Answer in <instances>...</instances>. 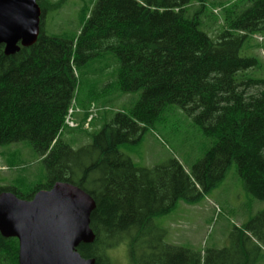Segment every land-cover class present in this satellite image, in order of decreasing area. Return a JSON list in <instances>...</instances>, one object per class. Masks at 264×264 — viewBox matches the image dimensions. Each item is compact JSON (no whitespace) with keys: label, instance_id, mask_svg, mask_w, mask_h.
Masks as SVG:
<instances>
[{"label":"trees","instance_id":"trees-1","mask_svg":"<svg viewBox=\"0 0 264 264\" xmlns=\"http://www.w3.org/2000/svg\"><path fill=\"white\" fill-rule=\"evenodd\" d=\"M37 4L36 43L13 55L0 45V146L29 144L45 173L35 182L20 172L10 185H0V193L30 200L65 182L89 194L95 238L76 250L96 264H113L107 253L123 244L128 264H226L219 258L223 251L201 256L165 243L167 232L154 220L179 201L197 203L232 163L247 192L264 203V78L254 76L261 69L256 57L240 55L250 36L264 34V0H225L218 3L219 17L207 10L209 0H97L68 39L43 32L50 5ZM208 18L214 25L222 20L214 34ZM96 58L106 61L100 69L89 66ZM90 75L104 82L85 81ZM139 91L129 113L103 110L90 122L91 128L100 124L98 130L83 129L91 104L110 107L112 97ZM72 102L82 110L74 129L64 123ZM168 106L180 108L216 140L188 172L175 158L137 167L118 149L139 142ZM80 137L88 140L77 145ZM236 232L237 244L251 242L250 233L264 246V210ZM240 250L238 262L229 264L249 263ZM0 264H18L16 238L0 234Z\"/></svg>","mask_w":264,"mask_h":264},{"label":"rangeland","instance_id":"rangeland-1","mask_svg":"<svg viewBox=\"0 0 264 264\" xmlns=\"http://www.w3.org/2000/svg\"><path fill=\"white\" fill-rule=\"evenodd\" d=\"M223 1L225 0H209L210 5L207 6V10L213 11L215 16L219 17L218 3ZM96 2L97 0H48L50 8L45 13L43 32L48 36L59 38L75 37ZM205 24L208 25V32L214 34L222 26V20L220 19L218 24L214 25L213 21L208 18ZM240 55L256 57L261 69L256 70L254 76L264 78V34L250 36L243 45ZM105 62L101 58H96L90 62L89 66L92 69H100ZM113 70L110 66L107 69L108 74ZM78 74L82 78V72L79 71ZM94 78V75L86 76L85 81L94 83V85L104 82L102 79L94 80ZM104 85L98 91L101 95H104ZM77 90L79 93L82 92L81 84ZM140 94L139 91L112 97L110 107L103 103L91 104L88 110L89 116L83 123V129L98 130L100 124L91 128L90 122L103 110H109L110 113L118 110L129 113ZM103 105L105 107H102ZM69 109L73 111L74 126L67 127L74 129L79 127L78 115L82 113V110L74 102L71 103ZM87 140L86 137H80L77 145ZM215 141L214 138L204 135L192 118L180 108L168 106L161 119L154 126L146 129L139 142L124 143L119 145L118 149L137 167L152 168L175 158L188 172L194 163L203 158L205 152L214 145ZM20 172L24 173L23 176L28 179L27 181L35 182L42 179L45 173L42 163L29 144L13 143L0 146V185H10L12 180L20 175ZM263 210L264 203L254 199L247 192L236 164L232 163L224 179L213 190L203 195L197 203L189 204L179 201L170 214L156 218L154 223L166 230L164 242L167 244L190 248L200 252L201 256H204L207 251H213L212 253L223 251L219 254V258L226 264L233 259L237 263L240 248H244L248 264H264L263 243L247 233L251 242L246 240L239 245L237 244L238 236H235L236 229H242L243 225ZM257 245L260 249L256 247ZM107 254L113 264H128L127 247L124 244L109 250Z\"/></svg>","mask_w":264,"mask_h":264},{"label":"water","instance_id":"water-1","mask_svg":"<svg viewBox=\"0 0 264 264\" xmlns=\"http://www.w3.org/2000/svg\"><path fill=\"white\" fill-rule=\"evenodd\" d=\"M37 0H0V45L6 55L30 47L40 34ZM94 200L65 182L41 190L32 199L0 193V234L18 240V264H96L77 252L95 236L90 228Z\"/></svg>","mask_w":264,"mask_h":264},{"label":"built area","instance_id":"built-area-1","mask_svg":"<svg viewBox=\"0 0 264 264\" xmlns=\"http://www.w3.org/2000/svg\"><path fill=\"white\" fill-rule=\"evenodd\" d=\"M72 109H69L68 110V112H67V115H66V117H65V120H64V122H65V124L67 125V126H74V123H73V119H72V112L73 111H71ZM87 125H88V123H86Z\"/></svg>","mask_w":264,"mask_h":264}]
</instances>
